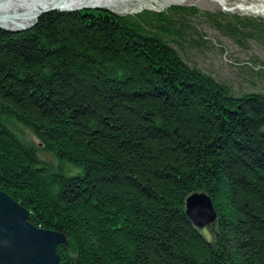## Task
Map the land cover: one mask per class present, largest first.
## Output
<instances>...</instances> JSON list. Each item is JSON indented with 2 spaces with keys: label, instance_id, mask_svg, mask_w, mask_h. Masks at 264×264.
Here are the masks:
<instances>
[{
  "label": "trees",
  "instance_id": "obj_1",
  "mask_svg": "<svg viewBox=\"0 0 264 264\" xmlns=\"http://www.w3.org/2000/svg\"><path fill=\"white\" fill-rule=\"evenodd\" d=\"M141 17L52 10L0 27V190L65 234L58 264H264V93L234 95ZM202 190L210 239L185 212Z\"/></svg>",
  "mask_w": 264,
  "mask_h": 264
},
{
  "label": "rangeland",
  "instance_id": "obj_2",
  "mask_svg": "<svg viewBox=\"0 0 264 264\" xmlns=\"http://www.w3.org/2000/svg\"><path fill=\"white\" fill-rule=\"evenodd\" d=\"M238 1L169 0L152 7L132 6L126 12L113 11L140 19L146 16L148 25H153L147 28L152 31L159 25L166 27L171 33L162 35L181 57L226 82L234 95L251 91L264 93V16L235 9ZM5 123L21 140L37 141L21 123L12 118ZM37 154L40 159L55 164L59 161L49 151ZM63 166L67 174L81 169L69 161H63ZM212 224L201 228L207 239L211 238Z\"/></svg>",
  "mask_w": 264,
  "mask_h": 264
},
{
  "label": "water",
  "instance_id": "obj_3",
  "mask_svg": "<svg viewBox=\"0 0 264 264\" xmlns=\"http://www.w3.org/2000/svg\"><path fill=\"white\" fill-rule=\"evenodd\" d=\"M20 10L6 8L0 0V27L21 31L34 25L38 17L52 10L107 8L88 0H41ZM113 11V10H112ZM185 212L197 228L214 223L216 209L205 191H193L185 199ZM29 209L0 190V264H58L57 245L66 240L63 232L42 228L29 221Z\"/></svg>",
  "mask_w": 264,
  "mask_h": 264
},
{
  "label": "bare ground",
  "instance_id": "obj_4",
  "mask_svg": "<svg viewBox=\"0 0 264 264\" xmlns=\"http://www.w3.org/2000/svg\"><path fill=\"white\" fill-rule=\"evenodd\" d=\"M8 2V6L10 10H20L23 8H28L30 5H36L37 3H41V0H6ZM169 0H88L91 3H98L101 5H105L110 9L117 12H126L131 9L132 6L137 7H152L154 4H163L167 3ZM172 1V0H171ZM219 2H224V0H218ZM258 3H245L242 0L238 1L235 9H239L249 13H258L264 16V0H254ZM96 4V5H98ZM188 216V215H187ZM189 219H191L188 216Z\"/></svg>",
  "mask_w": 264,
  "mask_h": 264
}]
</instances>
